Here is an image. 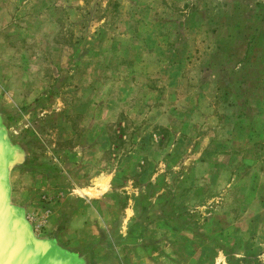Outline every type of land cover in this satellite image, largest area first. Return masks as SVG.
Instances as JSON below:
<instances>
[{
    "label": "rangeland",
    "instance_id": "rangeland-1",
    "mask_svg": "<svg viewBox=\"0 0 264 264\" xmlns=\"http://www.w3.org/2000/svg\"><path fill=\"white\" fill-rule=\"evenodd\" d=\"M0 114L85 264H264V0H0Z\"/></svg>",
    "mask_w": 264,
    "mask_h": 264
},
{
    "label": "water",
    "instance_id": "water-1",
    "mask_svg": "<svg viewBox=\"0 0 264 264\" xmlns=\"http://www.w3.org/2000/svg\"><path fill=\"white\" fill-rule=\"evenodd\" d=\"M24 147L14 143L0 114V264H85L55 237H39L25 209L11 201L10 172L23 167Z\"/></svg>",
    "mask_w": 264,
    "mask_h": 264
},
{
    "label": "crops",
    "instance_id": "crops-1",
    "mask_svg": "<svg viewBox=\"0 0 264 264\" xmlns=\"http://www.w3.org/2000/svg\"><path fill=\"white\" fill-rule=\"evenodd\" d=\"M70 251H72V250H70ZM75 252V251H74ZM78 253V252H77Z\"/></svg>",
    "mask_w": 264,
    "mask_h": 264
}]
</instances>
